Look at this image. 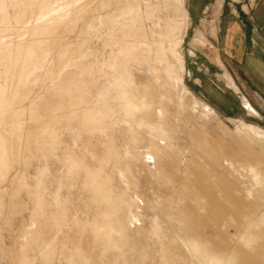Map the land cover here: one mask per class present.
Masks as SVG:
<instances>
[{
  "label": "rangeland",
  "instance_id": "1",
  "mask_svg": "<svg viewBox=\"0 0 264 264\" xmlns=\"http://www.w3.org/2000/svg\"><path fill=\"white\" fill-rule=\"evenodd\" d=\"M227 2L0 0V264H264V111L211 61Z\"/></svg>",
  "mask_w": 264,
  "mask_h": 264
},
{
  "label": "crops",
  "instance_id": "2",
  "mask_svg": "<svg viewBox=\"0 0 264 264\" xmlns=\"http://www.w3.org/2000/svg\"><path fill=\"white\" fill-rule=\"evenodd\" d=\"M227 1L230 7L229 12L224 16H222L223 10L221 8L226 3V0H191V13L193 12L192 14L194 16H200L209 10L211 4L218 2V6L220 5L219 8L222 10V18H218L221 26H218L217 29V31L221 32L218 43L220 61L217 53H214L211 61L222 67L223 79L230 88L238 91V85L226 69V66L231 67L235 65L240 75V78L238 76L237 78L242 79V82L250 86L253 94V106L245 96L241 97L243 107L248 112L254 111L253 115L259 117L256 110L261 113L264 111V0ZM234 4H239V10L231 9L232 6L234 7ZM187 14L190 19L188 11ZM221 19H224V22ZM211 33L214 36V27L211 28ZM192 37L191 45H205L206 38L199 29H195ZM195 41L197 43H194ZM191 53L193 52L191 51ZM245 101L250 109L245 106Z\"/></svg>",
  "mask_w": 264,
  "mask_h": 264
},
{
  "label": "bare ground",
  "instance_id": "3",
  "mask_svg": "<svg viewBox=\"0 0 264 264\" xmlns=\"http://www.w3.org/2000/svg\"><path fill=\"white\" fill-rule=\"evenodd\" d=\"M243 102V101H242ZM245 105H246V103H245Z\"/></svg>",
  "mask_w": 264,
  "mask_h": 264
}]
</instances>
